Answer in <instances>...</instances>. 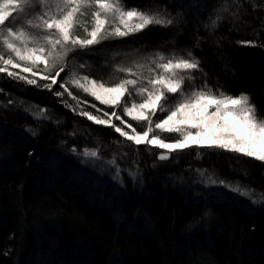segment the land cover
Masks as SVG:
<instances>
[{
  "label": "trees",
  "instance_id": "1",
  "mask_svg": "<svg viewBox=\"0 0 264 264\" xmlns=\"http://www.w3.org/2000/svg\"><path fill=\"white\" fill-rule=\"evenodd\" d=\"M123 3L166 10L175 22L71 54L60 80L75 71L111 84L110 76L123 75L113 73L116 63L143 62L141 57L156 51L191 52L201 62L196 86L207 82L230 95L248 93L264 116V0ZM250 40L255 46L241 43ZM68 87L75 97L127 117L119 107ZM0 89V264H264V204L229 192L194 202L185 198L190 190L181 181L201 166L256 189L258 196L264 192V163L219 149L201 148L198 156L195 147L159 160L155 149L140 145L136 181L142 178L143 188L128 184L116 190L109 184L92 196L89 167L80 168L79 157L67 149L80 145L77 129L99 148L113 146L119 134L80 115L68 92L55 96L61 91L57 84L50 91L0 74ZM20 103L47 109L50 119L26 115L15 108ZM27 127L39 128L37 140L27 139ZM54 152L62 160L55 161ZM44 256L48 260L41 262Z\"/></svg>",
  "mask_w": 264,
  "mask_h": 264
},
{
  "label": "snow or ice",
  "instance_id": "2",
  "mask_svg": "<svg viewBox=\"0 0 264 264\" xmlns=\"http://www.w3.org/2000/svg\"><path fill=\"white\" fill-rule=\"evenodd\" d=\"M219 19L213 20V25ZM174 22L166 10L127 7L123 0H0V74L51 91L58 83L57 77L68 69L67 58L71 54L85 52L111 38H126L151 26L166 28ZM78 28L85 33L84 38L75 34ZM241 43L255 46L251 40ZM140 60L143 62L134 59L112 65L114 74L123 75L110 76L109 81H113L110 86L108 81L72 71L70 77L59 82L61 91H55L54 95L58 98L65 92L73 95L68 89L71 83L102 104L119 107L141 130L126 120L123 123L130 131L110 118L104 119L89 111L79 114L98 125L110 126L127 141L144 145L149 151L152 147L167 150L159 154V160L195 147L198 156L201 148L219 149L264 163V116L259 114L248 93L230 95L213 89L207 82L196 86L194 73L202 71L201 62L191 52L185 56L156 51ZM22 65H29L23 67L25 73L43 65L48 73L41 76L45 82L38 83L9 70ZM79 67L83 69L87 65ZM62 102L70 107L67 101ZM30 114L36 119H50L47 109ZM111 115L121 119L115 112ZM84 155L100 158L99 149H85ZM109 163L116 166L114 158ZM196 171L201 177L206 176L198 183L223 187L253 204H264V192L257 196L256 189L239 182L206 175V169ZM129 175L135 177V173L129 172Z\"/></svg>",
  "mask_w": 264,
  "mask_h": 264
},
{
  "label": "rangeland",
  "instance_id": "3",
  "mask_svg": "<svg viewBox=\"0 0 264 264\" xmlns=\"http://www.w3.org/2000/svg\"><path fill=\"white\" fill-rule=\"evenodd\" d=\"M21 6L23 7V3L21 4ZM89 23H90V18H89ZM14 30H15V28H14ZM25 30H27V29H25ZM75 34L81 36L82 38L85 37V33L80 28H78L75 31ZM26 66H29V65H22L21 68L10 67L9 70L13 71L14 73H18L21 76H27L29 79H36L38 83H44L45 82L41 79V76L48 75V73L43 70V65H39L38 67H34L33 71L31 73H25L23 71V67H26ZM61 75H62V73H61ZM61 75L59 77H57L58 90H59V82L61 81L60 79L62 78ZM63 75H65V72L63 73ZM69 84H70V86H73L71 83H69ZM109 86H110V84H109ZM69 88L70 87H68V89ZM71 97H72V100L77 101L80 104L79 108H78L79 112L86 111V110H88V108H90V109L94 110V112L90 111L93 115L104 118V119L110 118L113 123L117 124L118 126L123 127L124 130H126V131H130V129H128L126 124L123 123V121H125V120L128 123L133 124L134 127H137L138 131L141 130L135 121H130L124 115L116 113L118 116L121 117L120 120H117L115 116H112L111 113L105 111L99 105H96L95 103H93L89 100L87 101L86 99H81L79 97H75L74 94L71 95ZM73 97H75V98H73ZM88 98H90V97H88ZM137 102H139V100ZM93 105H95V107H93ZM15 108L21 110L23 113H25L26 115H29L32 118H34V116L31 115L30 113L36 112L39 109L38 107L29 105V104L24 106V105H22V103L18 104L17 107L15 106ZM26 109H28V111H26ZM105 113H107L108 115L107 116L104 115ZM34 119H36V118H34ZM154 119H156V117H154ZM29 129H31V131H29ZM32 132H35V135H33ZM76 132H77L76 135L78 137L77 139H79V141H80V145L78 143L79 146L78 145L75 147L69 146L67 151L71 152L73 156L79 157V161L81 162L80 168L82 166V169H84L86 167L85 165H87L89 167V173H91V174H90V176H86V177H91V180H92L91 184L93 186H90V188H92L91 191H93L94 193L91 191L89 192V193H92V196H97V194L99 195V192L97 190L104 189V187L109 186V184H110V186H112V188H116V190H118V189L120 190V189H123L125 187L128 188V184H129V186H133V188H136V187L143 188L142 183H141L142 178H140L139 181H136L137 175L139 173V171H138V167H139L138 160H140L139 157L141 154L140 146H137L134 143L127 141L124 137L120 136V134L118 133L119 138L115 139L113 146H111V147L109 146L108 148L106 146H101V148H99L98 143H96V141L93 138L89 137L88 135L85 136L86 134L84 132H81L78 129L76 130ZM39 133H40V130L38 127L37 128L27 127L25 129V135H26L27 139L37 140L39 137ZM164 135H167V134H164ZM88 145H89V148H86V146H88ZM73 149H75V151H73ZM85 149H99V157L100 158L97 159V158H91V157L85 156L84 155ZM145 149L149 150L147 147H145ZM154 149L156 152L153 155H155V154L158 155V153H160L162 151H167V150H161V149H158L155 147H152L151 151L153 152ZM55 151L57 152V150H55ZM56 152L53 153V155L56 156L54 159L55 161L62 158L61 156L57 155L58 153H56ZM113 158L116 160V166L109 163V161H111ZM60 160H62V159H60ZM117 166L120 169L119 173H117ZM197 169H203V168H201V166H197L196 168L193 167L189 171H187L186 174H184V176L181 178L182 183L186 184L185 185L186 189L190 190V192L185 196L186 199H192L194 202L195 201L196 202L197 201L206 202L208 198H212L213 196L222 197L223 194H226L228 192L223 187H219V186H215V185L205 186V184H203V183H198V181L206 179V176L201 177L198 174V172L196 171ZM129 172L135 173V177H133L132 175H129ZM206 175H214V174L208 171ZM173 180L177 181L176 178ZM136 183H139V184H137V186H135ZM91 184H89V185H91ZM95 184L98 185V188L94 187ZM230 194L236 198H240L238 196H235L232 193H230ZM46 260H48V258H47V256H44V258L41 259V262L46 261Z\"/></svg>",
  "mask_w": 264,
  "mask_h": 264
},
{
  "label": "water",
  "instance_id": "4",
  "mask_svg": "<svg viewBox=\"0 0 264 264\" xmlns=\"http://www.w3.org/2000/svg\"><path fill=\"white\" fill-rule=\"evenodd\" d=\"M160 153H161V152H160ZM160 153H158V156H159ZM166 160H168V159H166Z\"/></svg>",
  "mask_w": 264,
  "mask_h": 264
}]
</instances>
